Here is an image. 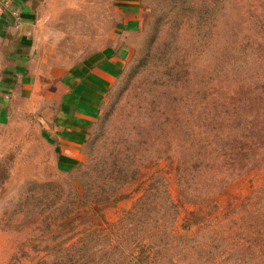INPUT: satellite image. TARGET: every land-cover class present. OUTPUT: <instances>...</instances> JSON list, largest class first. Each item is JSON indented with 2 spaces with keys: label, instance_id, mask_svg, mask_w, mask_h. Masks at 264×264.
Listing matches in <instances>:
<instances>
[{
  "label": "rangeland",
  "instance_id": "rangeland-1",
  "mask_svg": "<svg viewBox=\"0 0 264 264\" xmlns=\"http://www.w3.org/2000/svg\"><path fill=\"white\" fill-rule=\"evenodd\" d=\"M100 1L91 25L84 10L85 19L65 23L59 33L49 29L50 60L85 55L76 50L88 43L85 33L92 28L97 48L109 43L113 14L109 0ZM52 2L53 15L62 8ZM139 2L142 27L129 37L131 55L77 164H56V150L39 133L40 112H12L0 125V264H264V237L258 241L256 233H264V205L253 215L242 208L264 195V164L219 184L211 196L207 190L189 196L178 152L169 148L141 164L110 199L96 204L79 196L91 187L88 167L118 144L129 113L139 115L167 63L182 67L189 82L206 78L234 49L247 51L251 70L264 63V0ZM143 192L150 198L135 218L147 223L129 220L127 226L126 211Z\"/></svg>",
  "mask_w": 264,
  "mask_h": 264
},
{
  "label": "trees",
  "instance_id": "trees-1",
  "mask_svg": "<svg viewBox=\"0 0 264 264\" xmlns=\"http://www.w3.org/2000/svg\"><path fill=\"white\" fill-rule=\"evenodd\" d=\"M167 57L172 59L169 54ZM248 59L245 50L226 52L206 78L197 82H189L182 67L167 63L159 72L161 78L153 80L144 103L139 101L143 103L139 115L133 118L129 113L118 144L111 150L106 147L102 157L88 167L85 173L91 176V187L79 196L96 204L110 199L141 164L169 148L178 152L180 181L189 196L206 190L211 196L219 184L223 186L264 164V63L251 70ZM175 102L177 111L173 113ZM149 198V193L143 192L126 211L127 226L129 220L141 227L147 223L135 214ZM263 205L264 195L260 194L242 208H249L253 215ZM263 223L261 218L260 226ZM249 229L245 234L252 233ZM256 233L258 241L264 237V233L258 235V229Z\"/></svg>",
  "mask_w": 264,
  "mask_h": 264
},
{
  "label": "crops",
  "instance_id": "crops-1",
  "mask_svg": "<svg viewBox=\"0 0 264 264\" xmlns=\"http://www.w3.org/2000/svg\"><path fill=\"white\" fill-rule=\"evenodd\" d=\"M57 1L62 10L52 15V0H0V125L12 112H40L42 140L56 150V164L69 167L82 157L125 69L129 37L142 27V10L139 0H109L114 21L109 43L97 48L92 28L85 33L88 43L76 50L85 55L50 60L49 29L55 26L59 33L65 23L85 19L84 10L89 26L101 5L100 0Z\"/></svg>",
  "mask_w": 264,
  "mask_h": 264
}]
</instances>
